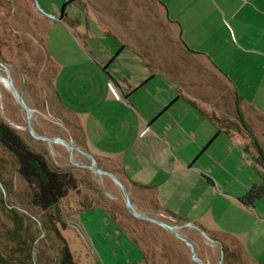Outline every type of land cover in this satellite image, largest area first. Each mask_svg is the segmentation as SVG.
Masks as SVG:
<instances>
[{"label": "crops", "instance_id": "crops-1", "mask_svg": "<svg viewBox=\"0 0 264 264\" xmlns=\"http://www.w3.org/2000/svg\"><path fill=\"white\" fill-rule=\"evenodd\" d=\"M105 2L112 17L97 25L102 51L72 32L77 40L71 46L74 54L64 56L56 41L44 40L42 23H34L45 67L52 72L45 105L49 109L50 104L59 122L56 135L92 155L99 169L115 174L138 214L177 225L186 237L193 236L198 230L192 226H197L223 243L229 264H264V203L249 207L239 200L242 212L251 214L235 228L222 227L217 201L222 203L223 194L231 199L225 191L236 180L223 168L222 152L211 154L216 140L222 147V131L210 140L198 134L204 126L216 133L222 118L238 121V115L234 118L222 109L224 86L242 116L245 107L264 117V0H150L149 9L140 0ZM154 26L162 34H155L158 49L148 55V31ZM226 135L237 138L238 147L230 155L241 160L247 155L246 141L234 133ZM254 136L259 144L257 133ZM187 142L194 146L184 148ZM73 159L83 168L90 161L77 151ZM97 174L105 187L119 188ZM254 183L253 175L237 182L246 192ZM73 214L70 217H78ZM111 215L113 235H124L122 254L128 257L123 264H149L144 242L127 231L120 215ZM198 241L191 239L194 246Z\"/></svg>", "mask_w": 264, "mask_h": 264}, {"label": "rangeland", "instance_id": "rangeland-1", "mask_svg": "<svg viewBox=\"0 0 264 264\" xmlns=\"http://www.w3.org/2000/svg\"><path fill=\"white\" fill-rule=\"evenodd\" d=\"M98 1L104 3V6ZM140 3H144L148 9L152 8L150 0H140ZM105 7L107 8L105 0H0V64L8 67L13 84L24 102L32 109L33 134L54 136L58 133L59 123L54 118L50 104L47 105L50 110L45 105L46 99L50 101L52 72L45 67V56L40 48L42 40L35 31L34 23H42L44 40L48 39L50 43L56 41L64 56L74 54L71 46L77 40L73 34L79 35L80 42L86 41L102 51L103 41L98 37L97 25L112 17L105 11L112 9ZM51 23L54 26L48 33ZM77 27L80 34L76 31ZM154 27L152 32L148 31V55H154L158 49L155 34L157 37L162 34L161 30L156 29L157 26ZM177 50L178 53L181 52L179 48ZM167 51L171 50L167 48ZM45 53H48L46 47ZM0 74L4 75V72ZM222 93V109H225V113H230L234 118L238 113L241 114L227 86L222 88ZM242 113L249 121L251 130L254 134L257 133L260 148L264 151V117L256 116L245 107L242 108ZM0 116L31 149L43 153L59 169L71 170L78 179L75 189L68 190L55 207L44 212L32 202L30 185L20 176L15 156L0 145V264H61L64 245L75 264H123L122 259L128 256L122 254L126 250L123 233L119 238L113 235L111 214L114 215L115 212L120 215V223L127 231L135 232L144 242L145 245L142 246L146 250L149 264H199L192 259L190 247L172 232L132 218L124 208L121 190L114 186L105 187L100 183V176L89 167L75 166L74 151L70 153L60 143L34 138L26 127V114L14 93L1 82ZM204 124L207 125V122ZM198 134L210 140L217 132L214 133L212 127L204 126L199 128ZM236 139L222 132V147L218 145L219 140L210 147L211 154L222 152L223 168L228 169L236 180L225 191L230 194L231 199L223 194L222 203L217 201L216 205L220 213L222 212V227L226 228L241 225L244 218L251 214L249 211L242 212L243 206L239 199L246 190L237 184L239 179L245 180L253 175L255 183L252 185H262L264 180L262 168L251 154H244L245 157L241 160L233 154L230 155L235 146L238 147V144L235 145ZM193 146L190 142L183 144L184 148L190 149ZM252 154L255 155V152ZM90 164L91 161H88V165ZM201 165L205 163L201 162ZM106 180L104 179L105 184L109 182ZM188 181L186 179L185 186L189 185ZM254 203L253 206H261L264 198ZM71 213L78 214V217H70ZM217 221L220 223L219 219ZM92 231L95 233L92 234ZM179 236L189 241L193 238L199 240L204 252L197 254L196 248L194 251L201 261H208L209 264H229L232 261L229 255L225 256L222 242L208 239L200 231H195L189 237ZM205 239L211 243L208 244ZM227 246L233 247L234 244L228 243ZM212 247H215L214 252ZM113 252L116 255H112Z\"/></svg>", "mask_w": 264, "mask_h": 264}, {"label": "trees", "instance_id": "trees-1", "mask_svg": "<svg viewBox=\"0 0 264 264\" xmlns=\"http://www.w3.org/2000/svg\"><path fill=\"white\" fill-rule=\"evenodd\" d=\"M217 134L240 135L246 141L244 150L264 169V151L257 143L254 133L238 113V121L226 118L219 120ZM0 145L12 153L17 161L18 172L22 179L30 185L32 202L38 205L44 212L55 207L60 198L65 196L70 189L78 185L77 177L71 170H62L49 162L41 152L31 149L22 137L10 127L0 116ZM264 147V146H263ZM251 148L258 152V156L252 154ZM264 179V171L262 172ZM264 197V180L262 185H252L239 199L241 203L252 207L253 203ZM61 264H75L66 245L61 252Z\"/></svg>", "mask_w": 264, "mask_h": 264}, {"label": "water", "instance_id": "water-1", "mask_svg": "<svg viewBox=\"0 0 264 264\" xmlns=\"http://www.w3.org/2000/svg\"><path fill=\"white\" fill-rule=\"evenodd\" d=\"M0 72H4L5 77H1V78L5 80L7 86L14 93V96H15L17 102L21 105L22 109L24 110V112L26 114V127H27L28 131L31 133V135L34 138L39 139V140H44V141H47V142H50V143H60L70 153L72 151H77L80 154H82L83 156H85L86 158H88L91 161V164L87 165V167H89L91 170H93L96 173H99V174H102V175H105V176L109 177L114 183H116L119 186V188H120V190H121V192H122V194L124 196L125 207H126L128 212H130L133 216H135V217H137L139 219H143V220L152 222L154 224H157L159 226H162V227L166 228L168 231L172 232L175 236L180 238L186 245H188L190 247L192 259L195 262H197L199 264H208V263H206L204 261L199 260L197 257H195L194 247H193L191 241H189L186 238H182V237L179 236L180 235L178 233V229H180L179 226L169 224V223H167V222H165L163 220L157 219V218H151V217H147V216L138 214L134 210V208H133V206H132V204H131V202L129 200L128 192H127L126 187L124 186V184L112 172L103 171V170L99 169V167L96 164V161H95L94 157L92 155H90L88 152L78 148L77 146L72 144L69 140H67V139H65V138H63L61 136H44V135L37 136V135L33 134L32 133V128H31V113H32V109L24 102L22 95L20 94V92L17 90V88L13 84L11 76H10V73H9V70H8V67L3 65V64H0ZM192 227L196 228V230H198V232L200 231L203 234L204 237L210 239L204 230L198 228L195 225H193Z\"/></svg>", "mask_w": 264, "mask_h": 264}, {"label": "flooded vegetation", "instance_id": "flooded-vegetation-1", "mask_svg": "<svg viewBox=\"0 0 264 264\" xmlns=\"http://www.w3.org/2000/svg\"><path fill=\"white\" fill-rule=\"evenodd\" d=\"M72 153V152H71ZM194 248H196V250H197V254H203V252H204V250L200 247V245L199 244H195V246H194ZM195 252L196 251H194V254H195ZM195 257H196V255H195ZM197 263V262H196ZM207 263V262H206ZM209 264V263H208Z\"/></svg>", "mask_w": 264, "mask_h": 264}, {"label": "bare ground", "instance_id": "bare-ground-1", "mask_svg": "<svg viewBox=\"0 0 264 264\" xmlns=\"http://www.w3.org/2000/svg\"><path fill=\"white\" fill-rule=\"evenodd\" d=\"M1 74H2V73H1ZM1 74H0V82H1V83H2L7 89L10 90V88L7 86L5 80L1 78V77H5V74H4V75H1Z\"/></svg>", "mask_w": 264, "mask_h": 264}]
</instances>
